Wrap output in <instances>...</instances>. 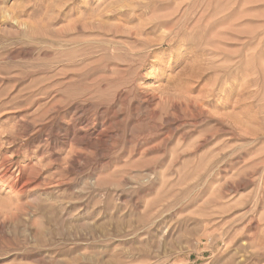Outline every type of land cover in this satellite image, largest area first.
I'll use <instances>...</instances> for the list:
<instances>
[{
    "label": "rangeland",
    "instance_id": "1",
    "mask_svg": "<svg viewBox=\"0 0 264 264\" xmlns=\"http://www.w3.org/2000/svg\"><path fill=\"white\" fill-rule=\"evenodd\" d=\"M0 264H264V0H0Z\"/></svg>",
    "mask_w": 264,
    "mask_h": 264
},
{
    "label": "bare ground",
    "instance_id": "2",
    "mask_svg": "<svg viewBox=\"0 0 264 264\" xmlns=\"http://www.w3.org/2000/svg\"><path fill=\"white\" fill-rule=\"evenodd\" d=\"M20 167V166H19ZM9 170V169H8Z\"/></svg>",
    "mask_w": 264,
    "mask_h": 264
}]
</instances>
